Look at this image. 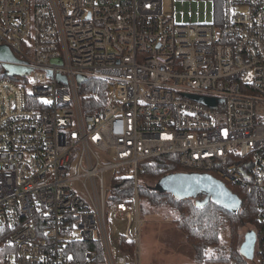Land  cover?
I'll return each instance as SVG.
<instances>
[{
	"label": "built area",
	"instance_id": "1",
	"mask_svg": "<svg viewBox=\"0 0 264 264\" xmlns=\"http://www.w3.org/2000/svg\"><path fill=\"white\" fill-rule=\"evenodd\" d=\"M37 1L0 0V264H147L138 165L168 154L255 190L245 260L264 264V0H214L211 23L164 0ZM122 178L134 193L113 201Z\"/></svg>",
	"mask_w": 264,
	"mask_h": 264
},
{
	"label": "trees",
	"instance_id": "2",
	"mask_svg": "<svg viewBox=\"0 0 264 264\" xmlns=\"http://www.w3.org/2000/svg\"><path fill=\"white\" fill-rule=\"evenodd\" d=\"M39 1L44 2L45 0L37 2ZM91 82L97 83L98 81L92 80ZM100 93L101 98L104 99V90H101ZM190 171L182 167L179 156L176 154L158 156L139 162L140 197L152 205H166L177 213L175 222L185 233L188 243L193 248L196 262L236 259L239 264H249L240 252L242 243L240 229L249 225L251 229L257 230V195L255 190L248 186L229 184L232 191L242 199L240 209L232 211L212 199L207 200V196L204 194L198 199H181L174 194L155 191L150 187L152 186L151 182L156 183L166 175ZM133 193L134 178L118 179L111 199L113 201L120 200ZM226 227L229 230V240L227 244H224L222 233ZM9 233V229L0 227V245L6 241ZM95 248L102 259V248L99 243L77 242L72 246V251L79 257V261H84L87 250ZM212 249H215L217 253L210 255L209 252ZM9 250L10 247L0 249V259Z\"/></svg>",
	"mask_w": 264,
	"mask_h": 264
},
{
	"label": "rangeland",
	"instance_id": "3",
	"mask_svg": "<svg viewBox=\"0 0 264 264\" xmlns=\"http://www.w3.org/2000/svg\"><path fill=\"white\" fill-rule=\"evenodd\" d=\"M169 4L174 6L169 8ZM166 13L176 17L179 23H211L214 21L216 1L214 0H164ZM110 174L107 175L109 183ZM150 185H155L151 182ZM199 198V197H198ZM141 226V254L143 262L147 264H193L196 262L195 252L188 243L185 233L175 222L177 213L166 205H152L144 198L138 201ZM118 228L124 226L123 222L114 224ZM250 226L241 227L243 241L244 233ZM222 240L227 244L229 230L226 227L222 233ZM210 250L209 254H216ZM5 255V254H4ZM4 255L1 261L4 260Z\"/></svg>",
	"mask_w": 264,
	"mask_h": 264
},
{
	"label": "water",
	"instance_id": "4",
	"mask_svg": "<svg viewBox=\"0 0 264 264\" xmlns=\"http://www.w3.org/2000/svg\"><path fill=\"white\" fill-rule=\"evenodd\" d=\"M9 54L8 48L0 47V57L6 58ZM7 67L15 72L26 71V69L20 67ZM85 80L86 78L83 76L78 77L80 83ZM187 96L208 106L215 107L217 105L215 99L207 96L194 94H187ZM150 187L155 191L174 194L181 199H198L204 194L207 196V200L212 199L232 211L239 210L242 205V199L225 182L209 173L194 171L173 173L162 177L155 185ZM243 239L240 245V252L244 258L252 260L255 257L256 231L253 229L246 231Z\"/></svg>",
	"mask_w": 264,
	"mask_h": 264
},
{
	"label": "snow or ice",
	"instance_id": "5",
	"mask_svg": "<svg viewBox=\"0 0 264 264\" xmlns=\"http://www.w3.org/2000/svg\"><path fill=\"white\" fill-rule=\"evenodd\" d=\"M46 103L48 102V101H45Z\"/></svg>",
	"mask_w": 264,
	"mask_h": 264
},
{
	"label": "crops",
	"instance_id": "6",
	"mask_svg": "<svg viewBox=\"0 0 264 264\" xmlns=\"http://www.w3.org/2000/svg\"><path fill=\"white\" fill-rule=\"evenodd\" d=\"M194 263H196V262H194ZM194 263H193V264H194Z\"/></svg>",
	"mask_w": 264,
	"mask_h": 264
}]
</instances>
